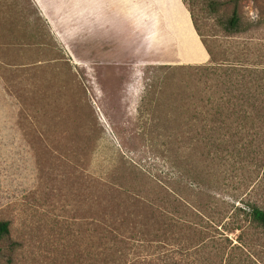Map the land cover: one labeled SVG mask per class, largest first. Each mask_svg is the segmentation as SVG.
Instances as JSON below:
<instances>
[{"label":"rangeland","instance_id":"374dc122","mask_svg":"<svg viewBox=\"0 0 264 264\" xmlns=\"http://www.w3.org/2000/svg\"><path fill=\"white\" fill-rule=\"evenodd\" d=\"M31 1L0 0V264H264V0Z\"/></svg>","mask_w":264,"mask_h":264},{"label":"trees","instance_id":"16d2710c","mask_svg":"<svg viewBox=\"0 0 264 264\" xmlns=\"http://www.w3.org/2000/svg\"><path fill=\"white\" fill-rule=\"evenodd\" d=\"M190 18L195 31H198L196 27V22L193 19V16H191V14H190ZM229 23L230 26L233 28L236 21L235 19L231 18ZM206 51L210 56L211 61L215 62L213 53L207 47H206ZM190 70L192 71L193 76L196 77V83H199L201 82V80H204V82H202V85L203 87H205L206 84L210 82V84L206 86L207 87L206 89L207 91L209 90L211 94L210 96L206 97L203 100L201 99V97L192 99V101H189V103L192 104L194 107L199 104L200 106L198 107L206 106L208 107L209 110L215 112L214 114L208 115L207 117L204 118L203 117L192 118L196 120L197 125H199L198 131L200 132V134L205 133L207 135V138L211 140H216L219 137L221 139V142H223L224 137L226 136L233 137L232 135H229L230 132L228 131L230 130V126L232 123H234L235 126L240 125L237 121L239 119L236 118L233 120V122L228 123L227 122L229 120L228 117H224L220 114H217L216 112L224 109V98L221 97L220 95L216 98L213 97L215 96L216 93L221 95L224 94V75L227 74V71H232V70H224V68L219 66L192 68ZM200 92H201L200 90H197L195 93L198 95ZM249 218L256 227L264 231L263 210H260L256 207H251L249 211ZM7 226H8L7 223L0 222V241L2 237H5L8 233Z\"/></svg>","mask_w":264,"mask_h":264},{"label":"crops","instance_id":"0c3cea01","mask_svg":"<svg viewBox=\"0 0 264 264\" xmlns=\"http://www.w3.org/2000/svg\"><path fill=\"white\" fill-rule=\"evenodd\" d=\"M162 1H165V0H162ZM30 2L33 4V8H34V10H35V8H36V5L33 3V1H31L30 0ZM30 3V4H31ZM1 8H4V10H6V11H12V10H14V6L13 5H11V6H9V5H3V4H1L0 3V9ZM36 12V11H35ZM42 16V15H41ZM5 25H7V24H2L1 25V27H0V34H1V31H3L4 29H6V28H9V27H5ZM19 27H21V25H19ZM26 29H30V27H29V25L27 26L26 25V27H25ZM28 30H25V33L24 34H22V33H20V35L19 36H24V35H26V34H28ZM48 33L50 34V36H51V33L48 31Z\"/></svg>","mask_w":264,"mask_h":264}]
</instances>
